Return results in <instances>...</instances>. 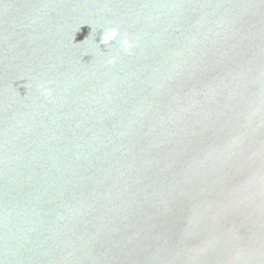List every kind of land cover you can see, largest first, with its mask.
Returning a JSON list of instances; mask_svg holds the SVG:
<instances>
[{
  "label": "water",
  "instance_id": "1",
  "mask_svg": "<svg viewBox=\"0 0 264 264\" xmlns=\"http://www.w3.org/2000/svg\"><path fill=\"white\" fill-rule=\"evenodd\" d=\"M0 264H264V0H0Z\"/></svg>",
  "mask_w": 264,
  "mask_h": 264
},
{
  "label": "clouds",
  "instance_id": "2",
  "mask_svg": "<svg viewBox=\"0 0 264 264\" xmlns=\"http://www.w3.org/2000/svg\"><path fill=\"white\" fill-rule=\"evenodd\" d=\"M119 34H120L119 29L116 27L106 28L101 34V39L99 44H103L105 46L110 45L117 38ZM119 43L122 49L124 50V52H130L132 48L135 46L134 42L130 41L126 34L121 37ZM115 62H116L115 57H112L108 60L109 64H114ZM39 87L43 90V94L46 98L51 95L50 88H47L45 85H40Z\"/></svg>",
  "mask_w": 264,
  "mask_h": 264
}]
</instances>
